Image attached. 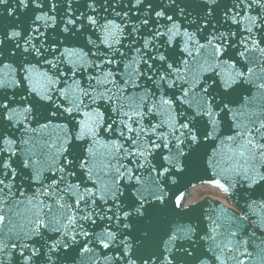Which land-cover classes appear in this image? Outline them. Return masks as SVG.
<instances>
[{
    "label": "water",
    "instance_id": "water-1",
    "mask_svg": "<svg viewBox=\"0 0 264 264\" xmlns=\"http://www.w3.org/2000/svg\"><path fill=\"white\" fill-rule=\"evenodd\" d=\"M224 2L230 3V0ZM8 7L13 9L11 15L4 10ZM97 8H100L99 4ZM73 9L75 14L87 13L86 0H73ZM37 14H40V10L31 6L21 8L17 0H8L6 5L0 6V38L11 31H20L22 36L31 34L32 21ZM49 15L56 16V27L47 30L41 27L45 33L41 39L47 41L45 47L53 43L58 48L62 45L83 55L84 60L78 61L74 76L71 74L73 63L65 60L60 69L67 75L60 77L54 86H47L43 74L52 77V72L48 71L49 65L43 62V57L31 56L25 60L19 54L0 56V100H11L9 109L14 110L12 121L0 120V135L13 141L11 145L0 141V150L8 149L7 153L0 155V159L6 160L16 170V179L11 181L10 189L0 191V264H49L46 245H50L53 238L68 239L70 232H79L80 225L89 235H77L78 243H74L67 252L57 250L52 253V264H124L123 260L116 259L119 247L113 244L104 248L99 242L105 231V222L97 219L92 224L91 221L82 220L81 216L86 215L88 210L84 208L83 200L76 203L79 197L84 196L86 199L92 192L97 196L102 195L106 187L110 188L115 183L117 169L120 173L124 172L122 165L131 168L134 173L131 180L127 176L120 180L125 197L131 190L151 200L153 193L161 187L168 194L163 205L158 201L155 205H149V221L146 223L153 232L150 244L152 251L164 250L167 234L194 229L196 254L206 264H264V181L250 188L243 175L245 170L249 175L264 174V150H260V145L264 144V26L259 24V16L264 15V9L254 5L246 13L247 16H257V26L253 27L256 42L253 43L250 38L245 44L237 43L218 59L213 57L208 47L188 45L191 55L182 52L185 43L177 37L173 58L186 63L178 65L181 69L178 87L165 89L163 93L152 81L140 75L145 68L140 59L144 53L137 51L142 41L127 36L131 24L124 29L127 39L122 37L121 42L115 45L120 52H114L103 46L97 50L88 43L89 36L96 39L90 30L91 26L76 33H64V21L61 19L63 11L49 12ZM104 15L109 20L120 22V18L115 17L111 10L105 14L101 9V18ZM217 16L219 18V13ZM142 18L129 13V19L134 24L139 25ZM83 23L86 24V21ZM248 23L244 19L239 27L243 29ZM227 27L223 26L222 30ZM237 27L233 25L232 30L235 31ZM188 29L194 31L193 26L189 25ZM142 32L150 39L146 30L142 28ZM241 34L249 35L246 31L238 32L235 37L237 41ZM139 35L141 32L136 33V36ZM202 35L197 33V38ZM200 42L205 43L202 39ZM105 58H113L114 63L104 64L102 68L93 66V62ZM21 65L34 69L31 75L34 82L39 81L38 86L50 87L48 95L52 100H41L36 93L29 95L31 84L23 81L26 73ZM104 69H111L112 75L106 77ZM237 72L244 75L236 76ZM229 73L236 76V82L224 94L222 81ZM14 81L21 83L16 86ZM204 86L214 92L215 103L227 104V108L222 111L217 109L218 123L214 131L211 124L207 125L209 138L200 139L193 146L194 150L186 149L188 157L180 158L182 163L187 160L183 171L175 174L170 171L164 177L158 175L163 162L161 153L169 155L168 149L162 146L150 149L151 155L145 154L151 164L144 162V157L139 158L144 162L143 167L133 166L123 151L116 150L115 146L123 145V148L132 151L141 144L149 145L152 139L161 144L162 138L171 147L174 142L170 126L173 118L177 123L180 120L183 123V118L195 116L200 111L206 95L201 92ZM181 87L188 91L187 96L180 93ZM58 89H62L63 94ZM162 94L173 100V103L162 105ZM174 94L181 95L182 99L176 101ZM24 96L28 99L24 100ZM29 102L31 111L25 112ZM64 108H72L71 116L63 111ZM93 109L103 113L102 124L110 120H116L119 124L124 120L134 129L147 131L140 132L137 144L125 140L119 133L104 131L102 126L96 128V135L76 140L81 122L89 119L88 114L94 115ZM52 112H56V115H52ZM141 115L143 118L137 122V117ZM206 119L196 117L199 121L198 137H202L205 132ZM117 124L113 125L114 129ZM257 129L260 131L257 132ZM127 135L135 138L136 132ZM62 147L72 153L69 159L81 154L89 157L90 174L82 175L81 170L76 169V175L66 176L68 183L78 185L71 190L64 182L50 187L53 179L63 174L58 169L68 152H62ZM89 147L92 154L87 151ZM175 154L176 149L172 148V155ZM24 160L28 161V168H23L21 161ZM35 176L40 179L35 180ZM5 182L9 183V180L6 178ZM217 182L223 187L218 186ZM201 186L217 188L227 205L209 197L187 204L193 197L192 191ZM54 188L57 190L54 191ZM61 188L64 190L60 191ZM174 195L182 196L180 208L173 205ZM97 203L101 202L98 200ZM97 211L100 209L97 208ZM37 228L38 232L35 231ZM22 245L28 247L22 248ZM33 249H39V254L25 262L21 251L24 256H28Z\"/></svg>",
    "mask_w": 264,
    "mask_h": 264
},
{
    "label": "snow or ice",
    "instance_id": "snow-or-ice-1",
    "mask_svg": "<svg viewBox=\"0 0 264 264\" xmlns=\"http://www.w3.org/2000/svg\"><path fill=\"white\" fill-rule=\"evenodd\" d=\"M21 8H29L30 6L35 10H40V14L35 15L32 24L31 34L25 33L22 36L20 31H11L5 33L3 38H0V56H23L25 60L28 57H43V62L49 65L48 71L52 72V77L47 76L44 73V78L47 81V86H54L57 80L67 75L60 69V65L68 60L73 63V69L71 74L75 75V68L79 60H84L83 55L77 53L74 50H69L67 47L61 45L57 47L55 43L47 44L46 40L41 39L45 35L41 31V27L45 30L48 28L56 27V16L49 15V12L56 13L58 10L63 11L61 19L64 21L63 32L64 33H76L80 29L87 26H91L92 34L96 36V39H92L91 36L87 38L88 43L95 49H100L101 46L107 49H113L114 52H120L119 48H115V45L121 42V38L127 39V36H132L134 40L142 41V44L137 48L138 52H143L144 55L140 57L145 65L144 71L140 75L144 76L147 80L152 81L161 93L165 89L178 87V82L181 80V69L178 67L180 63H186V61L176 60L173 58L172 51L174 47V41L177 37H180L184 43L185 48L181 49L182 52H187L191 55V51L187 47L193 45L198 48H211L214 58H219L221 55H226L230 47H234L237 43L245 44L250 38L255 43V34L253 33V27L257 26V16H247L246 13L249 8L254 5H258L259 9H264V0H230V3H225L224 0H86L87 13L75 14L73 9V0H17ZM8 0H0V6L6 5ZM99 4L100 8H97ZM130 5V6H129ZM223 8L221 12L220 9ZM101 9L107 14L109 10L115 17L120 18V22L117 23L114 19L109 20L107 15L102 18L100 16ZM5 11L12 14L13 9L11 7L5 8ZM195 12V15L193 14ZM129 13L134 16H142L139 25L132 23L129 19ZM219 13V18L217 14ZM242 13L244 14L242 16ZM249 21L243 29L239 27L243 23V20ZM78 21L80 23H78ZM86 21V24L83 23ZM42 22V23H38ZM131 24V30L128 31L127 36L124 34V29L129 28ZM221 27H217V25ZM260 26H264V15L259 16ZM187 25V27H185ZM193 26L194 31H189L188 26ZM228 26L225 30H222L223 26ZM238 26L235 31L232 30V26ZM72 26V27H69ZM183 27V31L181 28ZM142 28L146 30L150 36V39L143 35ZM163 29V30H162ZM246 31L249 35L244 36L241 34L239 41L235 39L238 32ZM137 32H141V35L136 36ZM197 33L203 35L198 39ZM67 39V37H66ZM204 40L205 43L200 41ZM9 42L11 46H9ZM37 42L39 45L37 46ZM99 42V43H98ZM246 46V45H245ZM43 49V52L41 51ZM93 49H89L92 52ZM27 54V55H25ZM47 54V55H46ZM95 54V53H93ZM243 54V53H241ZM103 55V54H101ZM123 55V53H121ZM51 57V58H48ZM64 59H61V58ZM76 57V60H72ZM37 63H40L37 60ZM85 63L87 61L85 60ZM113 58H105L100 62H93L95 68H102L104 64H113ZM23 71L26 73L23 75V81H28L31 84V88L28 90L29 95L36 93L40 96L41 100H52V97L48 95L50 87L38 86L39 81L34 82V77L31 73L33 68H29L26 65H21ZM234 68L235 65H232ZM107 76L112 75L111 69H104ZM244 73L237 72L236 76L242 77ZM236 76H232L231 73L225 75L222 81V87L224 94L228 93V89L232 88L236 82ZM55 77V79H53ZM155 78V79H154ZM16 86H19L21 81L13 82ZM114 83V81H113ZM79 86V85H77ZM219 87L220 84L217 83ZM63 94L62 89H58ZM201 92L206 95L203 97V105L199 112L195 116H188L183 118V123L180 121L177 123L173 118L171 127L173 129V143L169 147V142L161 139V144L156 143V139H152L149 145H139L132 151L123 148V145L115 146L117 151H123L126 156L130 158V163L133 166L143 167L144 162L147 161V155H151L150 149H156L163 147L168 149L169 155L161 153L162 163L160 164L158 175L164 177L170 171L173 174L183 171L184 164L181 157H188L189 153L186 149H193L200 139H208L210 133L207 131V125L211 124L213 131L218 123L216 117L218 116L217 109L224 110L227 108V104L215 103L214 92L209 91L208 86L201 88ZM180 93L183 96H187L188 91L183 87L180 88ZM59 98V97H57ZM103 98V97H102ZM24 100L28 97L24 96ZM95 99V97H93ZM174 99L180 101L182 96L174 94ZM162 105H171L173 100L165 98L162 94L160 97ZM11 100L5 102L0 100V120L6 119L13 120L14 110L9 109ZM54 103V101H53ZM57 105V109H59ZM171 110V109H169ZM25 112L31 111V103L25 107ZM64 112L69 116L72 114V108H64ZM93 114H88L89 119L83 121L80 124V131L75 135L76 140H80L85 136L96 135V128L103 127L106 132H113V134L119 133L125 140H131L133 144H137L141 131L146 132V129H134L129 126L124 120H121L117 124L116 120H110L105 123L103 121V113L93 109ZM151 112V108L148 109ZM52 115H56V112H52ZM127 115V113H125ZM183 115V114H181ZM207 118L205 123V132L202 137L197 136V123L196 117ZM143 116L137 117V122L142 119ZM131 119V117H129ZM117 124L114 129L113 125ZM122 126V127H121ZM154 127V126H153ZM126 129V131H125ZM257 132L260 130L257 129ZM136 132V137L128 136L127 133ZM177 133H179L177 135ZM0 141L11 145L12 140L5 139L0 135ZM67 142V141H66ZM251 144L252 141H249ZM183 145V147H182ZM75 145L73 149H75ZM255 147V145H253ZM172 148L176 149V154L172 155ZM194 150V149H193ZM260 150H264V144L260 145ZM62 152H68V156L64 157V161L59 167V171L63 173L59 177H55L50 187L64 182L69 190L78 187V185L68 183L66 176L76 175V169L81 170V174L91 172L89 168V157L83 154L78 157L69 159L72 153L67 149H61ZM89 154H92L91 148H87ZM8 152V149L0 150V155H4ZM14 154V153H13ZM243 155V153H241ZM140 157H144V162L139 160ZM23 168H28L29 163L27 160L21 161ZM123 173H120L117 169V175L114 177L115 183L110 188H105L102 195L97 196L95 192H92L86 199L84 196L79 197L76 201L79 204L80 200L84 202V208L88 210L86 215L81 216L84 221H91L92 224L96 223L97 219L105 222V231L99 238V242L104 248H108L110 245H116L120 248V252L117 254V260H123L124 264H206L205 260L196 254L197 240L193 239L195 230L187 229L180 230L178 232H172L168 235V240L163 251H152L150 244L153 238V232L151 226L146 223L149 221V205H155L158 201L159 204L165 203V198L168 195L167 192L161 187L158 192L153 193V198L147 200L143 195H136L131 190L128 196L125 197L124 190L120 185V180L123 176H127L129 180L132 179L134 173L131 168L125 167ZM155 170V166H152ZM8 169L9 171H4ZM244 179L249 183L251 188L256 184H260L264 181V174H252L249 175L247 170L244 172ZM9 180V183L5 182V179ZM16 179V170L4 159H0V191L5 188L11 187V181ZM35 180H39V176L34 177ZM169 179L175 180L172 176ZM167 182V181H166ZM218 186L223 187L217 182ZM57 190L54 188V191ZM63 191L64 189H59ZM87 192L88 190L85 189ZM101 203H97V201ZM110 201V202H109ZM182 196L174 195L173 205L175 208L181 207ZM97 208L100 211H97ZM83 211V209H82ZM39 231V228L35 229ZM77 235L87 236L89 233L84 229L83 225H80L79 232L69 233V238L56 239L53 238L50 245H46L48 248V262L52 264V253L57 250L67 252L74 243H78L76 240ZM119 237V239H118ZM198 239H203L199 237ZM15 247V245H13ZM22 248L28 247L22 245ZM86 250V249H85ZM211 250V249H209ZM39 254V249H33L30 255L24 256L23 251L20 255L25 262L31 260L33 257ZM206 255V253H205ZM215 259H219L215 257Z\"/></svg>",
    "mask_w": 264,
    "mask_h": 264
},
{
    "label": "bare ground",
    "instance_id": "bare-ground-1",
    "mask_svg": "<svg viewBox=\"0 0 264 264\" xmlns=\"http://www.w3.org/2000/svg\"><path fill=\"white\" fill-rule=\"evenodd\" d=\"M199 194L200 195L203 194V196L200 197ZM204 196H208V197L213 198L215 200H219V201L225 202L224 196H222L220 194V192H218L217 189L212 188V187L201 186V187L196 188L195 191H193V197L189 199L187 204L195 203L196 201L201 200L202 197H204ZM225 204L227 205L226 202H225Z\"/></svg>",
    "mask_w": 264,
    "mask_h": 264
},
{
    "label": "rangeland",
    "instance_id": "rangeland-1",
    "mask_svg": "<svg viewBox=\"0 0 264 264\" xmlns=\"http://www.w3.org/2000/svg\"><path fill=\"white\" fill-rule=\"evenodd\" d=\"M200 194H201V193H200ZM200 194H199V195H200ZM201 196H203V194H202V195H200V197H201ZM197 197H198V196H197Z\"/></svg>",
    "mask_w": 264,
    "mask_h": 264
}]
</instances>
